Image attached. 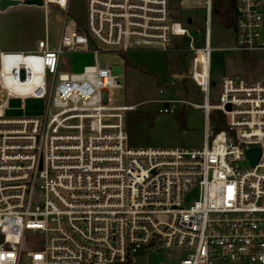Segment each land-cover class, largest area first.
I'll use <instances>...</instances> for the list:
<instances>
[{
	"label": "built area",
	"instance_id": "1",
	"mask_svg": "<svg viewBox=\"0 0 264 264\" xmlns=\"http://www.w3.org/2000/svg\"><path fill=\"white\" fill-rule=\"evenodd\" d=\"M201 1L203 44L179 48L193 51L202 102H185L204 113L200 148L130 144L122 112L133 106L108 95L123 84L121 66L61 71L70 51L126 60L140 43L173 49L188 20H176L171 0H88L86 27L65 29L56 46L46 29L34 49H0V264H138L166 249L184 254L177 264H264V75L224 76L211 102L216 53L264 51V0H235L228 45H213L215 0ZM42 2L45 13L69 4ZM11 97L45 99L46 113L6 117ZM214 110L223 130L215 131ZM252 148L260 149L255 165Z\"/></svg>",
	"mask_w": 264,
	"mask_h": 264
},
{
	"label": "rangeland",
	"instance_id": "2",
	"mask_svg": "<svg viewBox=\"0 0 264 264\" xmlns=\"http://www.w3.org/2000/svg\"><path fill=\"white\" fill-rule=\"evenodd\" d=\"M172 15L176 20L187 22L186 37H174L171 50H163L156 44L140 43L124 56L117 51L99 50L66 52L62 59V72H81L85 65L95 62L119 65L123 69V84L110 88L108 95L113 105H130L123 111V123L129 134L127 122L130 116H141L136 126L141 136L134 137L135 147H183L200 148L203 145L205 117L201 109L186 102L200 103L202 95L190 78V63L193 51L179 48L198 47L203 44L205 9L201 0H171ZM88 0H69L68 9L50 5L47 12L39 6L22 5L0 11V49H34L44 38L47 29L50 43L58 44L65 29L86 27ZM213 45H228L233 42V29H225L214 23ZM93 42V41H92ZM95 45V44H94ZM97 47V46H95ZM215 85L211 91V102L217 103L221 93V80L234 75L255 80L264 75V51L241 53L225 50L216 53L211 68ZM177 102L168 106L172 111L164 112L165 101ZM186 101V102H185ZM185 102V103H184ZM184 110L186 122L181 124L177 113ZM46 100L34 97H11L4 109L6 117H43ZM91 121V125H92ZM195 192L189 198H195ZM184 257L182 252L166 249L150 256L139 258L138 264H177ZM20 264H26L22 260Z\"/></svg>",
	"mask_w": 264,
	"mask_h": 264
},
{
	"label": "trees",
	"instance_id": "3",
	"mask_svg": "<svg viewBox=\"0 0 264 264\" xmlns=\"http://www.w3.org/2000/svg\"><path fill=\"white\" fill-rule=\"evenodd\" d=\"M237 19L236 1L235 0H215L214 5V23L221 25L225 29H230L235 26ZM196 93H199L196 90ZM143 115V113H142ZM141 114L137 116H130L127 127L129 131L130 144H134V137L141 136L137 122L141 119ZM177 118L182 125L186 122V113L184 110L177 113ZM212 123H214L215 131L223 130L226 127L225 116L221 111L214 110L210 115Z\"/></svg>",
	"mask_w": 264,
	"mask_h": 264
},
{
	"label": "water",
	"instance_id": "4",
	"mask_svg": "<svg viewBox=\"0 0 264 264\" xmlns=\"http://www.w3.org/2000/svg\"><path fill=\"white\" fill-rule=\"evenodd\" d=\"M21 3L19 1H15V0H0V11L4 12L6 11L9 7L11 6H18ZM22 5H28V6H32V5H36V6H42L43 2L42 0H26L25 2H23ZM188 22H191V19H188ZM168 103H165V106H167ZM227 108H229V105L227 106ZM248 157L250 158L251 164L255 165L260 157V149L259 148H252L247 152Z\"/></svg>",
	"mask_w": 264,
	"mask_h": 264
},
{
	"label": "bare ground",
	"instance_id": "5",
	"mask_svg": "<svg viewBox=\"0 0 264 264\" xmlns=\"http://www.w3.org/2000/svg\"><path fill=\"white\" fill-rule=\"evenodd\" d=\"M21 90H23V91H28V90H31L32 89V87L31 86H28L27 88H20Z\"/></svg>",
	"mask_w": 264,
	"mask_h": 264
},
{
	"label": "crops",
	"instance_id": "6",
	"mask_svg": "<svg viewBox=\"0 0 264 264\" xmlns=\"http://www.w3.org/2000/svg\"><path fill=\"white\" fill-rule=\"evenodd\" d=\"M9 9H11V8H9ZM9 9H7L6 11H8ZM5 12V11H4ZM193 22V20L191 19V23ZM231 29H233V27L231 28ZM19 50V49H18Z\"/></svg>",
	"mask_w": 264,
	"mask_h": 264
}]
</instances>
